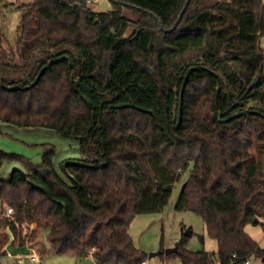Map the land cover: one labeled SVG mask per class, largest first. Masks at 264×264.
<instances>
[{
	"label": "trees",
	"instance_id": "16d2710c",
	"mask_svg": "<svg viewBox=\"0 0 264 264\" xmlns=\"http://www.w3.org/2000/svg\"><path fill=\"white\" fill-rule=\"evenodd\" d=\"M110 2L17 0L9 49L0 18V122L80 148L56 165L53 143L39 163L0 147V201L13 209L0 212V264L5 241L42 236V252L142 264L130 225L162 212L185 174L176 208L202 217L218 249L188 250L185 234L182 264L262 258L245 228L264 225V0H189L174 29L187 0Z\"/></svg>",
	"mask_w": 264,
	"mask_h": 264
},
{
	"label": "rangeland",
	"instance_id": "374dc122",
	"mask_svg": "<svg viewBox=\"0 0 264 264\" xmlns=\"http://www.w3.org/2000/svg\"><path fill=\"white\" fill-rule=\"evenodd\" d=\"M91 6L96 12H107L112 8L110 0H94ZM0 18L3 30V44L5 48L16 47L19 39V25L22 18V12L18 9L17 0H0ZM260 47L264 50V34L259 41ZM0 130L10 133L19 140L7 137L0 138V147L8 152L20 153L29 156L34 162L39 163L44 153L42 143H53L57 146V155L55 157L56 165L60 160L80 155V148L76 141L64 138L55 132L44 128H17L12 125L1 123ZM183 179L175 185L169 204L162 212L137 215L130 225V234L136 246L147 254L157 250H164L176 246L186 232H191L188 236L186 249L191 251H216L218 244L212 239L206 231V224L202 217L190 210H179L176 204L180 195L181 186L186 179ZM9 207L5 206L2 210L0 201V212H7ZM34 224L31 225V228ZM246 231L252 235L264 249V225L248 224ZM9 228H0L1 238L5 236ZM203 236V240L201 239ZM39 242L24 249L13 250L10 241H5L2 250L6 248L7 254L2 257V264H96L93 256L84 259L69 255H56L42 252V244L45 248L49 247L47 239L42 236ZM40 252V263L31 262L27 252ZM17 251V254H16ZM23 256L24 258H19ZM19 258V259H18ZM146 264H182L180 258L175 255H158L145 259ZM249 264H264L261 257L252 255Z\"/></svg>",
	"mask_w": 264,
	"mask_h": 264
},
{
	"label": "water",
	"instance_id": "95a60500",
	"mask_svg": "<svg viewBox=\"0 0 264 264\" xmlns=\"http://www.w3.org/2000/svg\"><path fill=\"white\" fill-rule=\"evenodd\" d=\"M111 1H115V0H111ZM188 4H189V0H187V2H186V4H185L184 8L182 9L181 14L179 15V17H178V19H177V21H176V24L173 26L172 29H174V28L178 25V23L181 21L182 16H183V14L185 13ZM130 6H134V5H130ZM172 29H170L169 31H171ZM257 82H258V80L255 79L254 83H257ZM46 171H47V170H43V172H46ZM184 187H185V184H183V188H184ZM190 234H191V232H186V235H187V236H189ZM178 251H179L178 246H173V247L166 248V249H164V250L160 249V250H157V251L150 252V253L148 254V257H149V258H152V257L158 256V255H162V254L171 255V254H175V253H177ZM262 261L264 262V256L262 257Z\"/></svg>",
	"mask_w": 264,
	"mask_h": 264
},
{
	"label": "built area",
	"instance_id": "2783aa9c",
	"mask_svg": "<svg viewBox=\"0 0 264 264\" xmlns=\"http://www.w3.org/2000/svg\"><path fill=\"white\" fill-rule=\"evenodd\" d=\"M87 1V3L89 4V5H92L93 3H95L94 2V0H86ZM7 215H10V214H12L13 213V209L11 208V207H9L8 209H7ZM10 232V231H9ZM13 238V235H11V239ZM6 249V248H5ZM27 255H29L30 257H31V259L32 260H36V261H39V259H40V252L37 250H35V251H32L31 253L30 252H27ZM19 258H24L23 256H19ZM18 258V259H19ZM250 263V259L249 260H247L246 262H244L243 264H249ZM142 264H146V261L144 260L143 261V263Z\"/></svg>",
	"mask_w": 264,
	"mask_h": 264
},
{
	"label": "bare ground",
	"instance_id": "6f19581e",
	"mask_svg": "<svg viewBox=\"0 0 264 264\" xmlns=\"http://www.w3.org/2000/svg\"><path fill=\"white\" fill-rule=\"evenodd\" d=\"M28 258L30 259L31 262H37L36 260H32L29 255H28Z\"/></svg>",
	"mask_w": 264,
	"mask_h": 264
},
{
	"label": "crops",
	"instance_id": "0c3cea01",
	"mask_svg": "<svg viewBox=\"0 0 264 264\" xmlns=\"http://www.w3.org/2000/svg\"><path fill=\"white\" fill-rule=\"evenodd\" d=\"M261 247V246H260ZM89 256H92V255H89ZM41 257V256H40ZM88 257V256H87ZM86 258V257H85ZM84 259V258H83ZM82 260V259H81ZM39 263H40V259H39V261H38ZM19 264V263H18ZM25 264V263H24Z\"/></svg>",
	"mask_w": 264,
	"mask_h": 264
}]
</instances>
